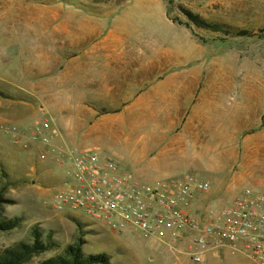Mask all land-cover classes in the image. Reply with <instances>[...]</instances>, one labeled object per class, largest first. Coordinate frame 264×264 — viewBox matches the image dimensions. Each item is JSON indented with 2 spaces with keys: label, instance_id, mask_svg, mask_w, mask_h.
Segmentation results:
<instances>
[{
  "label": "rangeland",
  "instance_id": "1",
  "mask_svg": "<svg viewBox=\"0 0 264 264\" xmlns=\"http://www.w3.org/2000/svg\"><path fill=\"white\" fill-rule=\"evenodd\" d=\"M172 2L0 0V90L9 96L0 98V178L6 174L16 182L8 192L15 204L7 210L11 217L24 219L22 228L0 233V249L30 241L32 228L39 227L54 231L63 245L81 237L86 253L107 254L112 264H194L181 250L171 252L135 233H110L86 219L55 213L51 203L63 172L52 163L39 162L38 145L31 143L34 128L45 121L53 131L75 137L78 142L71 147L96 151L122 174L139 181L194 175L209 182L211 192L199 197L201 210L226 205L246 189L264 191L256 185L264 186V0ZM180 7L224 26L227 33L174 24L169 10L172 18L187 22ZM96 20L124 35L123 52L140 55L139 71L155 64L163 65V70L179 68L178 74L195 72L194 86L190 84L187 92L169 86L162 91L168 100L180 99L187 106L172 110L177 123L165 118L160 124L132 125L133 115L152 118L164 113L143 107L134 114L121 109L122 122L106 118L87 131L77 124L66 126L68 121L76 123L81 113L67 84L51 83L48 92L35 84L56 79L53 73L41 75L43 58H53L61 43L56 28ZM27 75L32 87L27 86ZM146 166L154 170L148 178L141 176ZM233 257L220 250L218 257L210 253L205 264H231Z\"/></svg>",
  "mask_w": 264,
  "mask_h": 264
},
{
  "label": "built area",
  "instance_id": "2",
  "mask_svg": "<svg viewBox=\"0 0 264 264\" xmlns=\"http://www.w3.org/2000/svg\"><path fill=\"white\" fill-rule=\"evenodd\" d=\"M31 143L38 145L39 162L63 172L51 203L55 213L86 219L110 233H135L171 252L181 250L194 264H205L207 254L220 250L264 264V191L246 189L226 205L201 210L199 197L212 185L194 175L139 181L96 151L54 144L48 121L34 128Z\"/></svg>",
  "mask_w": 264,
  "mask_h": 264
},
{
  "label": "crops",
  "instance_id": "3",
  "mask_svg": "<svg viewBox=\"0 0 264 264\" xmlns=\"http://www.w3.org/2000/svg\"><path fill=\"white\" fill-rule=\"evenodd\" d=\"M84 12L89 14L88 10ZM97 20L94 24L92 21L73 22L70 26L56 28L61 43H58L53 58H43L41 67L44 71L41 73L42 76L53 73L56 79L41 82L37 80L35 84L40 87L41 92H48L51 83L60 84L58 86L67 84L81 113L76 123L68 121L66 126L77 124L87 131L106 118L122 122V112L119 111L121 109H131L134 114L143 107L164 110V113L152 118L133 115L132 125L160 124L165 118L170 123H177V118L172 117V110L185 109L187 106L180 99L168 100L162 95V91L169 86L175 89V92L182 89L187 92L190 84L194 86L195 72L188 73L185 70L183 74H178L182 73L177 72L179 68L163 70V65L159 67L155 64L152 68L149 66L146 70L139 71L137 68L140 55L123 52L124 35L113 26L106 29L102 22ZM169 63L172 67L171 62ZM30 77L31 75L25 77L28 87L33 86ZM163 100H166L167 104H164ZM106 109L108 110L104 111ZM55 130L54 144L73 148L71 146L78 142L75 137H70L59 129ZM149 156L153 158L154 163L156 152L152 150ZM144 168L141 170V176L148 178L154 170L147 166ZM156 170L158 171L157 168ZM256 185L264 187L262 183ZM209 254L206 255V260ZM211 254L213 257L219 256V252ZM244 259L247 258L241 255L234 256L231 264H245Z\"/></svg>",
  "mask_w": 264,
  "mask_h": 264
},
{
  "label": "trees",
  "instance_id": "4",
  "mask_svg": "<svg viewBox=\"0 0 264 264\" xmlns=\"http://www.w3.org/2000/svg\"><path fill=\"white\" fill-rule=\"evenodd\" d=\"M169 5L172 0H165ZM181 13L187 19L184 23L178 18L171 17V11L167 12L169 19L174 23L191 29L193 25L197 29L212 32H226L222 25L211 24L202 16L192 11L180 7ZM227 33V32H226ZM230 35L232 32H228ZM228 34V35H229ZM246 34H235L236 37H243ZM9 96L0 90V98ZM16 182L10 180L9 176L2 175L0 178V233H8L22 228L24 219L19 216L11 217L7 208L15 204L9 197L8 192L11 185ZM79 229L82 225L75 221ZM30 241H19L12 246L0 249V264H30L34 259L42 257L48 253L54 254L36 264H112L111 258L107 254H88L83 250L84 240L79 237L74 243L63 245L54 235V231H44L39 227H33L30 232Z\"/></svg>",
  "mask_w": 264,
  "mask_h": 264
}]
</instances>
